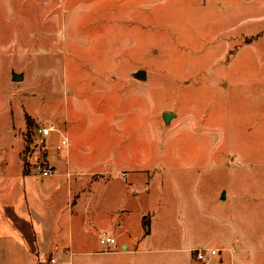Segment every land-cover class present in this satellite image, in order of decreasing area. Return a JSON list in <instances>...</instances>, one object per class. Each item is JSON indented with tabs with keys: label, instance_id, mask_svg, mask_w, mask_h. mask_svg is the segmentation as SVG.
<instances>
[{
	"label": "rangeland",
	"instance_id": "obj_1",
	"mask_svg": "<svg viewBox=\"0 0 264 264\" xmlns=\"http://www.w3.org/2000/svg\"><path fill=\"white\" fill-rule=\"evenodd\" d=\"M114 64L110 83L86 75ZM130 68L148 74L139 88ZM18 70L24 79H13ZM56 112L72 123L46 138L53 178H67L66 161L72 174L158 167L147 170L148 195L132 201L153 218L150 244L169 249L154 259L193 262L173 240L216 249L227 237L247 247L243 260L264 263V0H0V187L9 183V198L19 199V169L47 167L37 129ZM62 135L67 151L55 150Z\"/></svg>",
	"mask_w": 264,
	"mask_h": 264
},
{
	"label": "crops",
	"instance_id": "obj_2",
	"mask_svg": "<svg viewBox=\"0 0 264 264\" xmlns=\"http://www.w3.org/2000/svg\"><path fill=\"white\" fill-rule=\"evenodd\" d=\"M119 69L118 64L96 65L90 70L91 73L87 71L86 75H92L95 80L99 77L110 83L116 80ZM130 70L131 68L127 70V75L131 79L130 85L139 88L148 74L144 69L134 72ZM140 70L145 71L144 78L134 76ZM16 73H20V80L26 75L25 70H18ZM133 78L136 79L134 85ZM80 97L87 105L86 96ZM108 109L110 111V108ZM53 117L51 124H54L55 128L53 127L45 136L39 135L45 145L47 167L43 168L55 171V164L48 158L46 138L51 132L63 134L72 122L68 115L64 116L58 112L54 113ZM102 117L108 120L111 114L106 112ZM51 124L48 127L52 126ZM62 137L67 138L65 135ZM69 141L70 139L65 151L70 147ZM123 155L126 156L127 152ZM19 166L20 164L18 168ZM70 168V163L66 161L63 169L67 175L65 180H57L53 178V174L43 176L39 171L29 173L25 169L24 171L19 169L20 172L17 173L21 176L19 199L17 196L8 197L9 183L1 185L0 192L4 196L1 195L0 223L3 226L0 228V238L3 239L2 242L11 238L13 243L0 244V263L3 261L5 264H48V259L55 257L62 264H264L255 259L243 260L241 255L243 252L246 253L247 247L239 244L227 246V237L222 238L219 246L215 247L218 253L203 263L195 259L192 262L188 257L184 260L166 261L165 257L154 259V254L164 252L163 249L166 248H157L150 244L153 218L145 214L141 207L134 209L132 201L148 195L150 177L147 176V170L158 167L145 168L141 164L119 166L115 173L121 177L115 176L116 174L112 176L110 170L72 174L69 172ZM156 170L158 172L160 169ZM14 185L11 186L12 189L15 188ZM103 234L113 237L115 242L101 243L100 238ZM172 242L176 247L172 249L177 252L185 251L189 254L198 249L187 246L188 242L181 243V246L177 241Z\"/></svg>",
	"mask_w": 264,
	"mask_h": 264
},
{
	"label": "built area",
	"instance_id": "obj_3",
	"mask_svg": "<svg viewBox=\"0 0 264 264\" xmlns=\"http://www.w3.org/2000/svg\"><path fill=\"white\" fill-rule=\"evenodd\" d=\"M52 129H53V126L41 127L37 129V132L40 135L45 136ZM67 147H68V139L66 137H62L60 141L55 145V149L57 151L65 150L67 149ZM39 173L43 176H49L54 173V170L51 168H42L40 169ZM100 242L101 243H114L115 239L111 236L103 234L100 238ZM217 253H218V250L214 248H198L192 251L193 258L199 263L206 262L209 259V257L216 255ZM47 263L48 264H62V262L56 259L55 257H50Z\"/></svg>",
	"mask_w": 264,
	"mask_h": 264
},
{
	"label": "water",
	"instance_id": "obj_4",
	"mask_svg": "<svg viewBox=\"0 0 264 264\" xmlns=\"http://www.w3.org/2000/svg\"><path fill=\"white\" fill-rule=\"evenodd\" d=\"M14 75H13V79L14 80H20V78H21V75L20 74H17V73H13ZM134 76L135 77H137V78H144V76H145V71H142V70H140V71H137L135 74H134ZM172 116V113H170V112H163L162 113V118H163V121L165 122V123H167L168 121H169V119H170V117ZM223 194V193H222Z\"/></svg>",
	"mask_w": 264,
	"mask_h": 264
},
{
	"label": "trees",
	"instance_id": "obj_5",
	"mask_svg": "<svg viewBox=\"0 0 264 264\" xmlns=\"http://www.w3.org/2000/svg\"><path fill=\"white\" fill-rule=\"evenodd\" d=\"M26 122H27V125H28V128L30 127L31 125V121L28 117H26ZM148 229H146L145 233H147Z\"/></svg>",
	"mask_w": 264,
	"mask_h": 264
}]
</instances>
